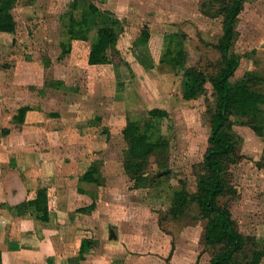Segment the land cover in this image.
Wrapping results in <instances>:
<instances>
[{
  "label": "rangeland",
  "instance_id": "1",
  "mask_svg": "<svg viewBox=\"0 0 264 264\" xmlns=\"http://www.w3.org/2000/svg\"><path fill=\"white\" fill-rule=\"evenodd\" d=\"M70 1L16 0L15 31L0 33V159L7 166L11 155L16 162L18 156L35 154L49 162L62 190H49L48 197L55 208L59 202L58 209L69 208L54 227L37 228L42 222L26 214L32 222L24 227L35 228L25 232L23 245L38 260L20 264H57L84 237L96 245L80 264H210L214 249L203 242L204 221L196 218L194 206L178 220L166 210L170 186L195 191L215 93L208 81L195 99H183L180 71L154 64L135 41L147 25L162 36L163 51L181 43L186 66L215 75L222 34L219 5L214 0H90L122 21L116 49L126 63L91 66L86 55L95 33L86 34V40L70 38L65 15ZM234 29L231 49L239 65L231 81L254 72L262 77L257 89L264 92V0H245ZM21 107L29 109L19 123L14 116ZM153 108L167 117L151 119ZM129 121L138 122L152 140H169L166 149L149 157L147 178L138 182L124 170L122 130ZM231 121L240 158L226 171L233 191L219 202L229 208L245 240L236 255L243 262L264 241V165H258L264 132L257 135L241 118ZM91 165L99 168L101 186L81 180ZM164 171L168 174L155 176ZM88 185L93 196L83 194ZM2 206L5 218L19 215L15 205ZM91 206L87 213L79 210Z\"/></svg>",
  "mask_w": 264,
  "mask_h": 264
},
{
  "label": "trees",
  "instance_id": "2",
  "mask_svg": "<svg viewBox=\"0 0 264 264\" xmlns=\"http://www.w3.org/2000/svg\"><path fill=\"white\" fill-rule=\"evenodd\" d=\"M16 0H0V33H13L16 20L12 13ZM219 5L222 15V34L217 49L220 60L215 75L207 76L202 70L186 66V51L181 43H175L173 48L163 51L162 36L150 32L144 25L135 43L144 46L154 64H165L176 73L180 71L181 95L185 100L195 99L209 81L215 93L214 108L210 113V132L207 148L200 163L202 173L195 182V191L190 193L180 184L170 186L166 214L170 219L182 218L194 206L196 218L204 221L202 239L206 246L214 249L210 264H259L264 257V241L260 248L255 249L251 256L239 262L236 255L245 244L241 233L237 230L229 208L219 202V199L233 190L228 185L227 168L230 162L238 160L237 138L231 131V117L241 118L257 135L264 132V92L257 89L263 81L254 72L247 73L241 80L232 82L231 78L239 65V57L232 52V42L235 34L234 25L245 0H214ZM79 13L77 16L76 13ZM65 15L68 18V34L71 39L86 40V34L94 31L95 39L87 53L88 65L115 64L125 65L116 43L122 32V21L113 14L101 10L90 0H71ZM149 52V53H148ZM28 107L18 109L14 120L22 123ZM151 119L161 120L167 117V112L153 108L148 111ZM146 130L151 123H145ZM126 142L125 172L136 182L147 178L146 166L151 155L164 150L169 145L167 137L152 140L141 131L140 124L129 121L122 130ZM258 165H264L263 161ZM99 168L91 165L84 172L81 180L101 186L98 177ZM168 171L155 176L167 175ZM50 179H44L42 185L32 192L29 199L16 206L18 214L30 213L42 223L49 221V213L55 210V205L48 197L47 188L51 186ZM93 206L79 209L87 213ZM96 245L91 237L81 238L76 251L63 257L59 264H80L85 255ZM1 264V251H0Z\"/></svg>",
  "mask_w": 264,
  "mask_h": 264
},
{
  "label": "crops",
  "instance_id": "3",
  "mask_svg": "<svg viewBox=\"0 0 264 264\" xmlns=\"http://www.w3.org/2000/svg\"><path fill=\"white\" fill-rule=\"evenodd\" d=\"M26 114L27 112L25 113V117ZM2 148L1 150H3ZM4 151L10 154V151H7L5 148ZM13 153L15 154V151H13ZM9 164L10 165L5 166L3 161L0 159V204H5L6 206H17L23 203L29 199L33 191L42 185V181L44 179H50L52 181L51 186L47 188V192L53 189H56L57 192L58 189L62 190V187L58 184L57 173L52 171V165L49 162L46 164L43 161H40L36 158L35 154L30 155L28 159L18 156L16 162L15 156L11 155V161ZM89 185L86 186V190L83 191L84 196H93L92 189ZM59 204L60 202L57 203V208L49 213L48 222L42 224L35 223L37 228H41L43 225L47 227H54L57 224H60V222L68 216L69 208L58 209ZM4 210V206L0 207L1 264H20L38 260H35L32 252L27 250V248L23 245L24 238L28 236L25 232L35 228L32 225H30V228L24 227L25 224L29 223V218L26 214L15 215V213L11 218H5ZM80 240L81 239H77L75 241L72 251L62 255L57 264L61 262L63 257H66L77 250Z\"/></svg>",
  "mask_w": 264,
  "mask_h": 264
}]
</instances>
